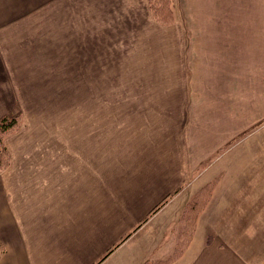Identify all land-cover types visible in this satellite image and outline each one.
<instances>
[{
	"label": "crops",
	"instance_id": "crops-1",
	"mask_svg": "<svg viewBox=\"0 0 264 264\" xmlns=\"http://www.w3.org/2000/svg\"><path fill=\"white\" fill-rule=\"evenodd\" d=\"M174 1L178 21L162 31L177 36L168 48L184 91L192 64V92L129 117L67 118L14 157L0 182V264H264V0ZM156 25L147 0H0V118L44 61L53 76L63 64L89 79L92 63ZM23 43L39 48L24 61L34 75L6 58ZM207 186L180 250L184 212Z\"/></svg>",
	"mask_w": 264,
	"mask_h": 264
},
{
	"label": "rangeland",
	"instance_id": "rangeland-1",
	"mask_svg": "<svg viewBox=\"0 0 264 264\" xmlns=\"http://www.w3.org/2000/svg\"><path fill=\"white\" fill-rule=\"evenodd\" d=\"M147 2L150 15L157 24L154 33L152 32V38L149 32V38L136 41L138 47L124 46L121 54L107 55L106 59L110 62L92 63L89 79L83 77L85 73L82 70H77L79 74L74 77L63 64L52 72L53 76L50 73L51 63L46 61L43 62L42 71L37 73L36 85L34 79L25 80L20 77L19 81L22 84L20 90L24 91V94L13 97L17 100L16 102L20 101L19 104L15 102V106L18 104L20 109L10 110L0 118L1 122L4 118L18 117L16 127L1 134L10 161L8 156L4 158L1 156L0 182L6 170L13 166L14 157H24V153L34 151L40 141L49 140L45 138L52 134L57 124L65 125L62 122L67 118L109 120L121 118L128 113L129 108L135 105L140 108V105L145 104L173 103L187 99V95L192 92V87L190 88L192 64H185L188 87L187 91H184L180 87L182 80L178 78L181 75V68L180 63H176L177 53L171 52L168 48L170 40L177 39V36H174L175 32L170 29L178 21L174 12L175 1H171L173 20L170 24L160 22L154 16L148 0ZM25 22L37 23L33 16H28ZM40 22L44 24L42 27L43 55L48 60L50 15L44 13ZM162 27L170 28L163 32ZM166 33H168L167 41L163 39ZM34 50L38 51L39 48L25 43L17 49L12 46L10 56L6 58L11 59V66L15 72L34 75L32 72H27L34 63L28 66L25 64L26 59L37 57ZM112 59L117 60L112 61ZM86 103L91 104L90 110H83V104ZM12 104L14 103L12 102L9 106ZM131 104L134 105L131 106ZM123 117H129V115Z\"/></svg>",
	"mask_w": 264,
	"mask_h": 264
},
{
	"label": "trees",
	"instance_id": "trees-1",
	"mask_svg": "<svg viewBox=\"0 0 264 264\" xmlns=\"http://www.w3.org/2000/svg\"><path fill=\"white\" fill-rule=\"evenodd\" d=\"M148 1L150 4V7H152V12L154 16L158 20H160V22H162L163 24H170L171 21L173 20L171 18L173 15V7L171 4L172 0H148ZM156 5H159V6L157 7ZM17 122H18V117L4 118L0 122V159H1V156L2 158H4V156L9 157V153L7 149L4 147L1 134H4L8 132L10 129L16 127ZM9 161H10V157H9ZM211 189H212V186H207L206 188H204L201 192H199V194L193 199L190 205L186 208L184 212V219H185L186 227L184 230V234L180 240V244H179L180 250L186 244L189 243L191 237L193 236L197 216L199 212L201 211V209L204 207L205 203L208 201V198L210 197V194L212 191ZM161 205H163V203ZM161 205L158 206L156 209L161 207ZM113 249L114 248H111L106 254V256H108L113 251ZM177 255L178 254H176V256ZM168 261H159V262H156L155 264H164V263H167Z\"/></svg>",
	"mask_w": 264,
	"mask_h": 264
}]
</instances>
